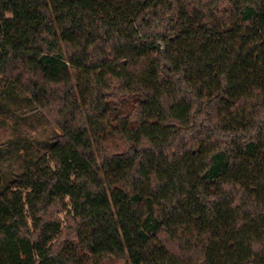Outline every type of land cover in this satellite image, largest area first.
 I'll return each instance as SVG.
<instances>
[{
    "label": "trees",
    "instance_id": "trees-1",
    "mask_svg": "<svg viewBox=\"0 0 264 264\" xmlns=\"http://www.w3.org/2000/svg\"><path fill=\"white\" fill-rule=\"evenodd\" d=\"M0 87L61 130L0 264H264V0H0Z\"/></svg>",
    "mask_w": 264,
    "mask_h": 264
},
{
    "label": "rangeland",
    "instance_id": "rangeland-1",
    "mask_svg": "<svg viewBox=\"0 0 264 264\" xmlns=\"http://www.w3.org/2000/svg\"><path fill=\"white\" fill-rule=\"evenodd\" d=\"M33 105L19 90L0 87V190L17 175L33 167L61 130L50 115L32 111ZM55 215L61 217L62 214ZM112 257L102 264H125Z\"/></svg>",
    "mask_w": 264,
    "mask_h": 264
}]
</instances>
